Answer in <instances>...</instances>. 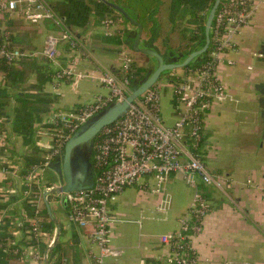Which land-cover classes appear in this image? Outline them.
Here are the masks:
<instances>
[{"label":"crops","instance_id":"obj_1","mask_svg":"<svg viewBox=\"0 0 264 264\" xmlns=\"http://www.w3.org/2000/svg\"><path fill=\"white\" fill-rule=\"evenodd\" d=\"M263 3L255 9L250 21L240 29L236 36V47L228 52V57L235 63L229 65L224 62L218 67L219 77L235 101L215 106L205 115L203 121V162L206 167L210 164L207 168L223 181L224 187L219 190L203 183L198 184L197 189L199 191L203 189L202 193L209 211L202 219L200 233L192 237V247L198 259L197 264H264ZM10 17L11 21H5L0 10V30H5L8 35H11L14 47L36 54L14 62L13 65L18 71H24L22 81L17 82L15 90L5 85L4 73L0 70V89H5L9 94V97H0V104H4L0 106V133L7 136V146L0 149V161L2 158L15 163L18 161L25 169L31 165L30 163L39 162L47 152L49 138L42 135L40 131L48 127L47 120L52 113L76 110L74 106H85L106 95L93 91L94 86L101 85L97 77L105 72L119 76L120 57L116 50H128L131 44L130 39L136 33L133 31L134 27L127 24H113L110 33L119 34L121 43L112 46L102 41L104 34V31L100 29L102 22L97 25L91 20L82 28L69 27L85 46L77 50L65 51L63 45H60L59 55L62 57L60 64L61 66L65 63H67L66 66L71 64L77 73L85 76L72 75L64 80L55 76L50 80L47 79L40 86L37 69L41 68L46 60L49 62L41 51L50 36H58V29L48 20L29 24L19 16ZM50 66L55 69L60 67L52 64ZM86 79L95 81V84L92 83L94 84L92 88L89 81H84ZM16 89L23 95H29L30 99L34 98L32 96H42L40 97L41 106L47 107L46 112L31 119L33 136L31 142L27 144L11 129L12 108L18 103L13 97ZM33 100H36V97ZM169 101L173 108L171 94ZM171 115L175 120L174 108ZM26 159L35 161L29 162ZM50 172L49 169L45 171L44 182L49 178L53 180V175L49 176ZM5 181L8 182L10 179L4 180L0 175V185ZM184 181L180 173L172 174L158 193L151 191L154 183L149 177L133 185L139 190L142 202L137 232H135L137 227L128 226V214L118 210L116 197L110 202V209L117 221L109 233L108 244L116 249L118 254L107 257L106 264H159V257L166 252L160 237L175 231L178 228L179 218L188 210L191 198H189L190 194L187 195V189L182 186ZM145 184H148L146 188ZM188 186L193 189V199L195 189ZM182 187L186 189L184 192ZM176 191L185 194V206L177 213L169 212L157 227H143L141 217L144 210L168 212L171 206V194L174 192L177 196ZM51 197H53L51 200H56V202L53 200L50 202L53 203L57 214L53 212L48 200L50 213L46 209L45 202L41 206L38 205L44 224L51 219L55 225L52 232L45 229L47 236L41 244L45 248L42 249L40 246L42 253H47L48 259V252L55 243L60 241L61 253L64 254L61 257L62 264H88L91 254H97L99 251L90 237L89 229L80 228L69 222L66 204L61 202L60 197L55 194ZM9 199L0 200V213L5 211L11 215H18L21 210H25L27 214H30L33 210V207L20 200L19 194L12 195ZM166 199L168 204L161 209L160 206ZM44 209L49 218H44ZM7 223L4 220L0 225L1 243L4 244L6 236L11 234L19 246H26L21 234H13L16 231L15 227L11 225L4 227ZM56 226L58 239L49 248L47 243L55 237ZM7 243L8 241L5 244ZM0 264H45V260L42 263L34 262L25 253H15L0 248Z\"/></svg>","mask_w":264,"mask_h":264},{"label":"built area","instance_id":"obj_2","mask_svg":"<svg viewBox=\"0 0 264 264\" xmlns=\"http://www.w3.org/2000/svg\"><path fill=\"white\" fill-rule=\"evenodd\" d=\"M264 0H221L214 13L210 32L214 48L206 61L195 67L183 70L177 75V81L166 84L154 83L128 106L127 111L113 123L103 127L93 141V185L90 188L62 192L60 201L66 204L67 219L79 226L88 228L90 237L99 251L92 253L88 264H106L105 259L116 256L118 251L108 244V236L117 221L110 209V202L126 187L139 184L149 177L153 179L151 191L158 193L164 182L172 174L180 173L186 183L195 189L194 197L186 213L178 220V228L172 233L161 236L160 240L166 252L159 257V264H197L198 259L192 247V237L200 233L202 219L209 211V206L199 183L222 190L223 181L213 175L196 153V148L203 133L205 115L215 106L228 101H235L226 85L221 81L218 67L222 63L233 65L228 52L236 47V36L246 25L255 9ZM0 10L10 16H19L29 24L51 21L58 29V36H50L41 51L49 62L58 67L60 45L68 44L71 50L85 45L65 24L63 16L57 14L48 0H0ZM112 19L102 21L104 34L109 35ZM8 44L0 45V58L9 63L24 57L34 56ZM120 74L105 72L97 77L98 82L108 89L107 95L76 110L57 111L47 120L48 127L40 133L49 138L47 152L41 160L24 169L18 161L2 158L0 175L10 179L0 185V200L7 201L12 195H18L21 201L33 207V213L21 210L18 215L5 211L0 213V225L9 220L15 227L13 234H21L26 246H19L12 239L6 247L15 253H25L31 261L42 263L45 255L40 249L47 232L39 202H48L49 191L57 185L45 181L44 173L58 158L66 140L92 116L110 103L122 101L131 92L129 76L131 60L125 51L120 54ZM192 62V61H191ZM190 62V63H191ZM189 64V63H188ZM77 73L73 66H60L56 78L69 79ZM169 87L176 119L167 125L161 115V92ZM7 146V136L0 133V149ZM51 171V170H50ZM145 188L148 184L144 185ZM168 204L164 200L161 209ZM54 244V238L47 243ZM11 246H14L11 248Z\"/></svg>","mask_w":264,"mask_h":264},{"label":"trees","instance_id":"obj_3","mask_svg":"<svg viewBox=\"0 0 264 264\" xmlns=\"http://www.w3.org/2000/svg\"><path fill=\"white\" fill-rule=\"evenodd\" d=\"M48 2L57 14L64 17L67 27L76 28H82L86 26L90 20H93L98 25L107 18L112 19L113 24H125L126 22H130L122 12L115 9L113 6L118 5L134 21L142 26V32L149 39V41H144L145 47L156 50L159 53L161 52V50L156 46H153L151 42L155 41L160 35L159 33L162 23L158 17V14L160 13L161 8L166 7V19L170 23L171 32L177 29V31L180 33L179 40L181 43L178 50L181 51H178L176 48H172L170 46L165 47V57L170 58L182 54V57L185 58L190 53L197 51L205 45V23L209 11L215 3V0H48ZM3 18L7 22L12 20L8 13H3ZM135 36L131 37L130 39L131 47ZM209 38L210 42L207 49L202 54L196 56L191 63L183 66V70L189 67L198 66L206 61L209 53L214 48L211 32H209ZM11 40V35H8L5 30H0V45L8 44L9 46H13ZM102 41L103 43L112 46L121 43L120 35L117 33L109 35L103 34ZM62 45L65 51L71 50L68 44ZM116 52L119 55L121 50L118 49L116 50ZM61 59L62 57H60V55L58 54L59 63H61ZM164 61L169 63L166 60ZM13 64L14 62L9 63L5 59L0 58V70L4 73V80L6 81L5 85L10 86L11 89L13 88L15 90L17 82L22 81L24 71H18V69H16ZM66 64L67 63H65L62 67H65ZM50 65V62L46 60L45 64H43L41 68L37 69V77L40 86L47 79L50 80L54 78L58 72L59 68L55 69ZM167 71L162 72V74H166L167 81L171 82L177 81L179 79L177 75L171 74L169 73V71ZM147 74L148 68L146 65L139 66L133 61L131 63V74L129 76L131 90L140 82H142L146 78ZM0 97H9V94L5 89H0ZM13 97H15L18 103L12 108L13 117L11 120V129L15 133L20 135L23 139V142L27 144L31 142L33 136L31 119L38 116V114L40 113L46 112L47 107L43 108L41 106L42 101H40V97L42 96L39 95L32 96L34 98L36 97V100H33L34 98L30 99L29 95H23L19 93L18 89H16ZM172 104L173 106L176 105V101L172 100ZM3 105L4 104H0L1 107ZM80 107H84V105L74 106V108L76 109ZM203 142L204 134L200 138L196 148V153L202 161H204L202 151ZM31 160L35 161L34 159ZM31 160L26 159V161L29 162H32ZM48 181L50 182L51 178H49ZM202 190L203 189L201 188L200 192H202ZM33 211L34 210H32L30 214H32ZM43 213H45V216L48 217L46 209L43 210ZM5 221H7L8 223L4 227H9V220ZM54 226V221L51 219H49V221L44 224V228L49 229L50 232H52ZM6 237V241L12 240L14 238L11 234L7 235ZM6 241L4 242V244H2L0 241V248L8 250L5 244ZM41 244L42 243H40L41 248L44 249V245ZM13 247L14 246H11V248ZM63 255L64 254L61 253V242L58 241L48 252V263L62 264L61 257Z\"/></svg>","mask_w":264,"mask_h":264},{"label":"rangeland","instance_id":"obj_4","mask_svg":"<svg viewBox=\"0 0 264 264\" xmlns=\"http://www.w3.org/2000/svg\"><path fill=\"white\" fill-rule=\"evenodd\" d=\"M264 4V3H263ZM262 6V5H261ZM166 14H167V10L166 7L161 8L160 13L158 14L159 19L161 20V28H160V35L157 37V39L152 43L153 46H156L157 48H159L161 50L160 54L162 55V57L164 58V60L166 61H170L172 63L175 64H180L183 60L184 57H182V54L180 55H176L170 58H166L165 57V47H172V48H176L178 50L179 45H180V40H179V32L177 31V29H175L174 31L171 32V28H170V23L169 21L166 19ZM91 21V20H90ZM125 24L134 27L133 31L134 33H137V28L135 25H131L130 22H126ZM100 29L103 31V27H100ZM136 34H134L135 36ZM145 38H147V36H145V34L142 32L141 37H140V43L138 45L139 48H143L144 45V41H149V39L147 38L145 40ZM164 44V47H163ZM181 51V50H178ZM125 53L128 55L129 59L131 60V62H135L137 65L139 66H147L148 71L151 69H155V67L157 66V59L150 55V54H145V53H141L136 51L133 47H129V49L125 50ZM262 55V54H260ZM169 62V63H170ZM167 71V70H166ZM169 73L174 74V75H179L182 74L183 69L180 66H177L171 70H168ZM167 71V72H168ZM84 81H89L88 83L91 85L90 88H92V86L95 84V81L93 80H84ZM94 83V84H92ZM155 83H163L166 84L167 83V79H166V74H162L160 75L159 79L155 82ZM93 91L95 92H99L101 94H106L108 93V89L105 88L104 86H101L99 84H97V86L93 87ZM169 97H170V88L166 87L163 88L162 92H161V115L163 120L165 121V123L167 125H171L173 124V120L174 118L172 117L171 113H172V106L171 103L169 101ZM91 158H92V152H91V147H90V143L86 142V143H81L79 144L77 147L74 148V150L71 153V166L72 168L75 167V175L76 177L79 175V177L84 178L88 175V169L90 167V162H91ZM210 164H208L209 166ZM207 166V167H208ZM60 170L62 171V169L60 168ZM61 171H51L50 173V177H52L53 175V184L55 185H60L61 183H63V177H62V172ZM183 187H185L187 189V195L190 194V197L192 199L193 196V189L190 188L185 181L182 183ZM182 187L183 192L186 190L185 188ZM139 190H137V188L135 186H131L126 188L123 192L119 193L116 196V200H117V204H118V210L120 212L126 213L128 214L127 218L129 219V227H137L135 232L138 231V223L137 221L140 219L139 216V209L140 206L142 204L141 202V198H140V193L138 192ZM183 192H177V196H175L174 192L171 194V206L170 209L168 210V212H150L147 210H144L143 212V217H141V222L143 227H157L159 225V222H161L162 220L165 219L166 215L169 212L173 213H177L179 212L186 204V198H185V194H183ZM52 195L49 196L48 201H52L56 202L55 199H52L53 197H51ZM60 197V196H59ZM191 199L189 202V205L191 203ZM188 201V200H187ZM53 212L57 214L56 210L53 207V203H51ZM43 205V202H39V206ZM188 205V207H189ZM40 210V209H39ZM44 218H47L45 216V213H43Z\"/></svg>","mask_w":264,"mask_h":264},{"label":"water","instance_id":"obj_5","mask_svg":"<svg viewBox=\"0 0 264 264\" xmlns=\"http://www.w3.org/2000/svg\"><path fill=\"white\" fill-rule=\"evenodd\" d=\"M220 0H215L213 7L210 9L209 14L205 23V35L206 43L197 51L190 53L180 64L167 63L164 61L162 55L156 50L149 48H139L138 44L142 34V26L134 21L120 6L113 5L115 9L122 12L130 21L131 24L137 27V33L133 41V48L136 51L143 52L145 54H150L157 59V66L153 71H148L146 78L140 82L137 86L132 88L131 92L122 101H116L102 109L100 112L92 116L85 123H83L77 131H75L65 142L62 154L56 158V160L51 164V171H61L63 183L57 185L49 191H44L43 196L46 197L48 194H59L62 192H71L80 189L90 188L93 185V156L91 158L90 167L88 169V175L81 178L79 175L76 177V168L71 166V153L75 147L81 143H90L91 152L93 148V141L100 130L113 123L119 117H121L128 109L129 104L137 97H139L145 90L150 88L160 77L162 72L166 70H171L177 66L183 67L193 61V59L202 54L208 47L210 42L209 32L214 17L215 10L219 4ZM54 180V179H53ZM46 209L50 213V206L48 202H45ZM58 239V227L56 226V234L54 237V243ZM50 248V247H49ZM45 264H48L47 253L45 255Z\"/></svg>","mask_w":264,"mask_h":264}]
</instances>
